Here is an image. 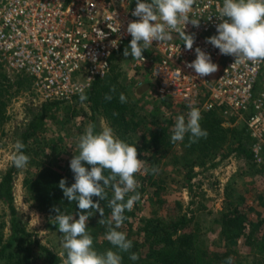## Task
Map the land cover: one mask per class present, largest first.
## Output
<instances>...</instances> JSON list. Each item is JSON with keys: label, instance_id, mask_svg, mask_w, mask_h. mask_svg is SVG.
<instances>
[{"label": "rangeland", "instance_id": "374dc122", "mask_svg": "<svg viewBox=\"0 0 264 264\" xmlns=\"http://www.w3.org/2000/svg\"><path fill=\"white\" fill-rule=\"evenodd\" d=\"M123 51L112 59L110 74L127 88L130 103L128 118H134L138 126L131 131L118 133L102 110L87 99L81 102L74 98L66 106L61 105L56 120L46 119V132L42 140L31 143L28 153L31 157L27 167L22 170L16 168L13 191L18 218L13 222L8 208L0 204V235L4 241L11 242L14 251L23 247L31 250L34 242L38 241L61 256L64 252L61 247L62 233L57 230L58 225L53 219L55 216L43 211L31 200L25 188V178L35 171L36 164L32 162L33 157H37L35 153L41 155L40 158L37 157L39 163L70 169V161L79 151V137L84 134L89 123H95L97 132L108 126L120 139L123 137L138 143V158L145 161L148 169L147 172L136 174L135 178L139 182L137 191L141 194V199L135 203L132 211H128L129 220L124 222L126 232L131 228L132 239L143 242L144 227L148 220L159 219L162 223H169L187 215L191 219L189 230L194 233V244L198 248L210 253L228 251L233 260H241L244 264H264V254L256 246L259 224L264 219L262 166L243 155L231 152L232 144L227 143L222 149L209 152L204 164L191 158L196 156H191L194 174L190 181L185 180V149L182 143L168 144L164 149L159 148L158 152L153 151L151 146H145L144 139L147 137L149 140L150 135L159 133L161 126H168L171 142L175 118L181 114L186 115L189 108L162 98L154 91L140 89L137 81L141 77L133 70L134 60L130 56L125 58ZM148 53L147 49L143 54ZM258 85L259 88H264V68L258 78ZM0 96L5 102V116L0 120L1 180L13 166L11 155L15 143L23 141L29 122L46 102L36 94L33 79L25 75H0ZM64 107L69 111H65ZM225 126L240 131L243 124ZM40 147L44 150H38ZM152 168L159 171L153 173ZM127 198L126 196L125 199ZM229 207H238L247 216L246 236L233 243L223 240L221 233L222 216ZM90 222L91 217L88 226ZM19 229H24L27 234L21 235ZM87 230L91 234V230ZM103 239L105 237L99 235V241Z\"/></svg>", "mask_w": 264, "mask_h": 264}, {"label": "built area", "instance_id": "2783aa9c", "mask_svg": "<svg viewBox=\"0 0 264 264\" xmlns=\"http://www.w3.org/2000/svg\"><path fill=\"white\" fill-rule=\"evenodd\" d=\"M223 0H196L186 34L195 37L187 50L175 32L172 39L154 42L144 62L134 61L140 89L156 92L200 111H220L227 124L242 123L251 139L253 161L264 165V88L258 78L264 62L238 64L207 43L218 35ZM135 0H0V68L9 76H30L43 102L67 103L86 93L110 70L132 37L127 33ZM116 41V46H113ZM210 54L218 71L199 77L188 67L195 49Z\"/></svg>", "mask_w": 264, "mask_h": 264}, {"label": "clouds", "instance_id": "9594fccd", "mask_svg": "<svg viewBox=\"0 0 264 264\" xmlns=\"http://www.w3.org/2000/svg\"><path fill=\"white\" fill-rule=\"evenodd\" d=\"M195 3L196 0H135L136 6L131 15L137 19L127 25V33L132 39L123 51L124 57L130 56L136 62L145 63L143 53L154 42L171 40L173 32L179 35L187 50H192L195 37L186 34L185 27L188 23L199 26L200 20L189 16ZM218 10L221 21L216 26L218 35L207 38L206 42L218 48L222 55L234 56L236 59L232 67L245 62L253 65L264 62V0H223ZM116 45L113 41V46ZM195 53L196 59L188 67L199 77L218 71V65L212 62L210 54L200 48H196ZM110 91L115 93V86ZM86 99L85 95L80 96L81 102ZM105 99L111 101L113 96L106 95ZM119 100L127 103L126 95L120 93ZM194 103L188 105L186 115L175 118L171 136L173 144L182 142L188 136L190 146L208 136L207 130L201 127V112L193 106ZM24 148L25 145L17 141L11 155L12 164L18 170L25 169L30 161ZM78 150L70 161L75 183L68 187L66 179H61L59 187L64 197L69 202H75L82 211L76 219L64 214L60 208L54 209L58 214L53 219L58 225L57 230L62 233V264H122L120 253H130L131 260H138L139 255L131 252L132 240L125 232L119 231L129 219L124 215L125 211H132L141 199L136 174L148 171L145 161L138 158L137 146L121 140L111 127L104 126L97 132L95 123H89L79 137ZM85 163L91 166L90 170L84 166ZM151 171L156 173L159 170L152 168ZM105 172L108 174L105 175ZM109 188L113 192L111 199L107 193ZM93 197L108 201L110 216L105 217L101 203H94ZM93 211L102 217L98 223L106 227L105 239L117 251L109 249L98 253L94 249L93 237L87 230ZM233 259L229 257L226 264H233Z\"/></svg>", "mask_w": 264, "mask_h": 264}, {"label": "trees", "instance_id": "16d2710c", "mask_svg": "<svg viewBox=\"0 0 264 264\" xmlns=\"http://www.w3.org/2000/svg\"><path fill=\"white\" fill-rule=\"evenodd\" d=\"M130 44V43H129ZM128 46V45H127ZM126 46V47H127ZM125 49V48H124ZM123 49V50H124ZM122 50V51H123ZM121 51V52H122ZM120 52V53H121ZM113 57L112 59H114ZM111 70L104 78H97L92 87L83 95L87 97V101L93 102L99 107L105 117L110 121L111 125L122 133L124 131H131L138 126V122L134 121V118H128L130 112V103L128 98L127 88L121 83L117 77L111 76ZM3 70L0 68V75L4 76ZM21 76V75H17ZM115 86L116 92L112 93L110 90ZM124 93L127 97V103H121L119 100V94ZM106 95H112L113 99L108 101L105 99ZM75 99L80 100V97ZM5 102L0 96V120L4 119L5 112L3 107ZM61 105H67L63 102H47L39 113L34 115L28 124L27 130L23 136L22 143L25 145L24 152L28 155L31 143L40 142L46 132V119L56 120L58 118L57 112L60 110ZM68 107V106H67ZM188 108V107H187ZM65 111H69L64 107ZM202 119L200 121L201 127L208 132L206 138H201L198 142L192 143L189 146L188 136L181 142L185 157L183 160L186 163L183 177L185 180L190 181L193 178L194 167L190 163V157L195 161H199L200 164L205 163V159L209 152L222 149L227 143L232 144L231 152L243 155L246 159L253 161L250 144L251 139L248 136L244 125L240 131H236L230 127L225 126L227 120L223 114L218 110L212 111H200ZM134 117V116H133ZM234 121L231 122V126ZM168 126H161L159 133H154L148 140L144 139L145 146H151L153 151L164 149L169 142ZM121 140L129 143L130 145H136L138 152V143L134 141L125 140L121 137ZM38 150H44L38 149ZM40 152V151H39ZM78 154V151L75 153ZM40 158V154L35 153ZM31 157V156H29ZM37 157H33L32 162L36 164L35 171L25 178V188L31 198V200L47 212L51 216H56L58 213L54 211L55 208H60L64 214L75 216L79 218V213L82 211L78 208L75 202H69L65 197L62 189L59 187L61 179H66L67 186L70 187L75 183L74 173L70 169H64L61 167H51L44 163H39L40 160ZM86 167L89 165L85 163ZM264 170V165L261 167ZM16 174V168L12 166L8 169L0 180V204L6 206L14 222L18 218L17 209L14 205V177ZM105 175L108 173L105 172ZM157 182H154L156 184ZM108 198L113 196L112 190L107 189ZM93 202L101 203V207L104 209L105 217L111 215V209L107 207V200L100 201L98 197H93ZM182 208L180 203H177ZM86 214V212H85ZM125 216H130L128 211H125ZM102 217L99 213L93 211L91 216V222L88 229L91 230V236L94 241V248L98 253H105L111 249L117 251L109 241L103 239L99 241V235L105 237L106 227L99 225V220ZM129 219L126 221L128 222ZM191 219L187 215H182L176 221L169 223H162L159 219L148 220L145 228V237L143 242H139L131 238V228L126 232L125 226L119 229V231L125 232L127 238L132 240L133 247L131 252H135L139 255V259L133 261L130 259V253H120L122 256V264H226L227 260L231 256L230 252L226 253H210L205 249L198 248L194 242V233L189 230V223ZM130 226V224L128 225ZM259 236L256 239L257 247L260 252L264 254V219L259 224ZM21 235L27 234L24 229H19ZM222 238L228 242H235L236 240L246 236L247 234V216L238 207H229L222 216ZM250 237V235H248ZM143 248H146L144 251ZM37 251H35V250ZM0 264H62V259L59 254L43 246L35 241L32 245V249L29 247L12 249L10 241H4L0 235ZM233 264H244L241 260H233Z\"/></svg>", "mask_w": 264, "mask_h": 264}]
</instances>
